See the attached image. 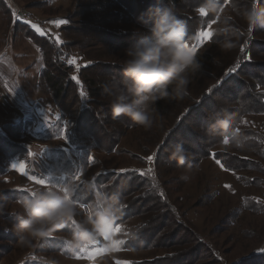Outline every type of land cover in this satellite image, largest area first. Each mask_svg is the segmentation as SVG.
<instances>
[{
    "label": "trees",
    "instance_id": "obj_1",
    "mask_svg": "<svg viewBox=\"0 0 264 264\" xmlns=\"http://www.w3.org/2000/svg\"><path fill=\"white\" fill-rule=\"evenodd\" d=\"M121 1L82 0L83 4L78 8L76 6L70 15L63 19L65 23L60 29V33L64 41L61 45H57L50 36L37 35L29 25L23 24L19 20H16L13 26L14 30L16 28V30L22 31L25 38L40 53L42 68L39 83L45 94L43 98L61 113V119L56 121L55 125H52L53 129L56 128V130L51 133L47 132L46 138L58 139L62 130L69 131L66 145L79 154L84 153L85 156L90 155V152L96 149L107 155L118 154L120 140L127 133H136L138 128H143L134 125L126 116L113 118L108 98L103 93L105 86L116 83L114 77L119 78L121 63L125 58V50L140 38L138 35H134V30L139 28L137 18L145 14L149 6L146 0H134L133 5L136 4V7L133 11ZM152 2L159 4L161 7L169 6V0H152ZM200 3L201 0H172V10L185 23L187 32L192 38L190 46L196 47L197 59L201 64V69L190 78L189 96L182 101L168 99L158 101L156 104L158 112H162L165 108L166 112H169V106H176L177 112L181 108L179 115L177 114L175 122L167 129H164L165 124L162 125L160 120L156 121L152 128L148 129V135H142L141 140L137 139L136 143L142 146L141 152L144 154L149 142L158 139L159 133H162L164 136L160 137L155 143L157 148L153 151L156 154L152 163L153 170L158 173L160 165L180 168L175 161L169 159L167 150L172 146L175 137L182 132L187 122L193 120L197 121L194 126L202 128L201 133L195 136L190 130H185L191 140L190 142L193 143V146L186 147L188 152L195 154V158L189 161L193 164V168L198 166L202 160L212 159L216 162L218 159L221 162L219 165H223L222 168L227 172L235 173L238 170L251 168L257 170V166L253 164L255 163L254 160L240 158L235 153L218 151L217 149L224 145L222 138L208 134L207 129L212 123L209 119L210 114L218 113L219 109L226 103L237 99L244 102L243 109L238 113L240 123L246 116L264 115V29L259 27L250 28L236 11L230 10L229 15L233 16L234 25L240 28L241 31L250 33V36L242 37L237 48L224 51L216 43L222 38L218 35H212L207 42L198 39L200 32L207 31L209 26L216 27L218 23L214 15L200 16L197 14L196 9ZM226 3L229 9L233 4V0H225V7ZM6 4L9 5L6 0H0V9H4L7 18L11 19V13ZM247 4L248 0H239L236 7L243 8ZM180 11H184V13L180 15ZM121 12L126 16L125 23L122 22L123 18L120 17ZM124 24L127 26L126 28L123 27ZM134 27L135 29H132ZM259 36L262 37L259 38ZM245 39L248 41L246 46L244 44ZM201 42L203 44L198 47L197 45ZM94 48L100 51H94L96 55L94 54V58H92L90 57V51ZM74 50H77L88 62L86 67L78 70L84 96H81L78 85L71 79L73 68L68 60ZM204 52H207V54H204ZM201 55H203L202 61H200ZM223 58L228 59L229 62L218 64L217 61L223 60ZM215 65L218 70L214 75L216 77H214L213 83L207 86L206 89H203L204 82L201 83V88H199V85H195L198 77L209 76L208 67H214ZM229 68H234L235 71L228 73ZM226 73L227 75H225ZM209 89L212 91L209 92ZM201 90L202 92L199 93ZM220 99L225 104H219ZM186 103L189 105L185 106ZM240 123L239 134L244 139V147L239 150H250L255 157L264 162V135L252 129H241ZM22 128L21 121L3 127L5 136H0L1 181H4L3 178L6 177L10 165L17 157L24 162L26 171L29 172L30 163L24 160L28 156L29 150L18 144L23 139ZM133 140L135 141V139ZM142 142L145 143L142 144ZM53 150L50 151V154L56 155L59 159H61V156L65 157L66 152L62 148ZM153 153L148 154V156L153 155ZM141 157L140 155L138 157L140 163L142 162ZM34 158L38 160L37 155H34ZM68 162L66 161V163ZM71 165L73 167L69 169V172H74L77 168L76 163H71ZM88 165V161H84L83 169H86ZM49 166L50 169H46L51 171V165ZM131 169L140 170L138 168H128L126 170ZM56 175H58L57 172L53 173L54 177ZM112 175L115 177L113 181L111 179ZM54 177L53 182L58 180ZM155 178L159 185L158 189L151 187V176H142L139 171H100L92 181L78 183L73 198L78 201L80 206L85 208H87V204L91 205L93 196L89 189L90 184L102 188L109 195L116 192L122 195L126 207L116 225L128 223L135 217L141 218V221L134 227L131 235L122 246L123 250L135 252L146 248H159L167 253L184 245L186 248L195 247L194 253H192V250L183 252V255L187 258L185 260L192 257L199 258L202 252H205L207 258H212V264H220V257L217 252L207 245H203L201 240L192 239L188 241L182 237L181 242L174 243L173 240L183 231L185 232L186 228L183 229L182 224L177 221L176 212L167 203V192L164 190L159 178ZM253 184L254 179L252 181L247 180L245 183V185L251 186ZM161 192L163 196L160 195ZM26 195L27 192L15 189H8L6 194V196L14 197H24ZM138 202L140 203L137 204ZM263 202L264 200L261 203H255L249 199H244L240 203L241 210L254 215H264ZM21 211L22 208L20 207ZM238 211L240 209L235 212ZM7 215L12 224H15L16 217L10 214ZM233 215L235 213L231 215L228 221L230 224H232ZM166 223H170L172 230L169 233L162 234L161 231H164ZM11 235H14V238L10 239L8 246L0 247V259L10 253L13 245H15V249L12 251L15 254H18L19 251L21 253L22 249H26L15 242L18 237L13 230L9 227L0 226V238L9 239ZM27 252L28 250L25 253ZM25 253L22 252L20 255ZM30 254L28 253V256ZM169 257L166 255L165 261L162 263L182 264L183 262V259L177 260ZM130 264L151 263L131 262ZM231 264H264V245L254 250L250 256L243 257Z\"/></svg>",
    "mask_w": 264,
    "mask_h": 264
},
{
    "label": "rangeland",
    "instance_id": "obj_2",
    "mask_svg": "<svg viewBox=\"0 0 264 264\" xmlns=\"http://www.w3.org/2000/svg\"><path fill=\"white\" fill-rule=\"evenodd\" d=\"M146 1L149 4L148 9L160 6L159 4L153 3L152 0ZM9 2H11L10 5H12V7L15 5V8H17L14 14L20 12L32 15L31 21L25 20V23H27L37 35L50 36L57 45H61L64 41L60 33V29L64 26V23L57 24L56 22L67 18L76 6V8H78L83 4L82 0H10ZM121 2L135 11L136 4L133 5L134 0H122ZM226 8L228 11L227 14H229L230 10H228L227 3ZM135 13L137 14V12ZM179 13L182 15L184 11H180ZM120 17L123 18L122 22L125 23V14H122ZM33 25H35V27H33ZM123 27L126 28L127 26L124 24ZM213 28V26H210L207 31H211ZM37 29H39V31H37ZM132 29H135V27ZM11 35L14 37L12 42L13 51L20 54L15 58L16 65L25 70L30 69L31 74L36 75L42 66L41 55L39 56V52L33 46V48H31L29 43L25 40L22 31H18L16 28L14 30L9 27V20L6 14L0 11V49ZM261 37L262 36H259V38ZM208 39L202 40V42H207ZM202 42L197 46H201L203 44ZM94 51L100 50L97 48H94V50L91 49L90 57L92 58H94ZM207 52H204V54H207ZM203 55L200 56V61H202ZM70 59L75 60V64H70L73 68L71 77L75 75L79 79L78 70L82 67H86L88 62L77 50L72 51ZM205 62L206 60L204 63ZM217 62L218 64L222 62L228 63L229 60L223 58V60H218ZM207 70L210 72V75L199 76L195 82V85H199V88L202 87L201 83L204 82L203 89H206L207 86L213 83L214 77H216L214 76L218 70L216 65L214 67H208ZM19 77L18 81L23 85L20 87V90H27L28 94H17L16 96L20 97V100L25 102V104L17 107L12 102L7 101V97L10 98L12 95L8 93L6 88L4 90V87H0V105L5 104L7 107L9 113L8 118L16 116L13 107L21 110V122L24 128H22V133L25 139L19 141L18 144L23 146L26 150H29V154L27 157L25 156L26 158H24V160L30 163V167L28 168L29 172H27L24 162L17 157L10 165L8 178H3L4 181L0 180V202L6 204L4 212L0 213V226L9 227L12 230L14 223L12 224L11 219L7 218V214L12 211L20 212V206L13 203V201L16 200V198L21 199L23 196H6L8 189L26 192L28 187L42 186L36 183V180L39 179H44L46 183L57 185L65 183H74L77 185L78 183H88L92 181L95 175L100 171L124 172L121 170H126L128 168L147 170L149 167L153 169L152 164L150 165L147 161V157H149L148 154H152L153 151L156 150L157 147L155 143L164 135L159 133L158 139L149 142L147 146L148 150L146 149V152L143 154V152H141L142 146L137 144L136 140H141L140 138L142 135H148V129L138 128L136 133H127L124 138L120 140L118 146L119 153L112 155L103 154L96 149L91 151L90 155L85 156L84 153L79 154L71 150L61 138L47 139V132L51 133L56 130V128L53 129L52 125L56 124V121H58L56 117H61V113L54 109L45 99L44 102L46 104L38 100V97L45 96L38 78L32 79L27 76L23 79L21 75ZM16 78L15 76L11 83L15 82ZM7 79L10 80L11 78L8 77ZM77 85L80 92L82 90L84 91L81 82ZM201 92L202 90L199 93ZM30 100H35L36 103L39 102V105H41V112L36 115L37 117L34 116L35 119L33 118V120H31V115L28 114L30 111L28 107ZM218 103L225 104L221 99ZM186 105L189 104L186 103L185 106ZM168 109L169 112H166V108L162 112H158L159 115H157L158 117L155 120V122L160 120L162 125L165 124L164 129L170 128L173 125L177 114L179 115L181 110L180 108L177 112L176 106H169ZM25 113H27V115H25ZM48 118L51 119L52 123L49 127L45 122ZM9 120L10 119H8V121ZM29 121H33V124L35 122L34 133L28 132L33 126ZM37 121L40 122V124H37ZM195 123H197V121L190 120L187 122L182 132L175 137L172 146L175 144H182L185 149L188 146H193L185 130H190L194 136L201 133L202 128L194 126ZM240 128L252 129L264 135V115L244 117L240 123ZM35 135L41 138L40 142L37 140L34 141ZM133 139H135V141ZM144 143L145 142H142V144ZM58 148H62L66 152L65 157L61 156V159H59L56 155L50 154V151H54L53 149ZM44 149H47L46 152L43 151ZM217 150L232 154L235 153L240 158L254 160L255 163L253 164L257 166V170L251 168L238 170L235 173L227 172L212 159H206L202 160L198 166L194 167L193 172L190 174V179L187 181L181 178L184 174L183 170L181 168H175L174 166L167 167V165H160L158 167L159 172L157 173L154 170L153 172L155 177L159 178L164 190L167 192V203L173 207L176 212L177 221L182 224L183 229L186 228L185 232L183 231L182 234H179V236L173 240L174 243L181 242L182 237L188 241L192 239L201 240L203 245H207L217 252L220 257V264H231L243 257L250 256L254 250L264 245V215H254L243 212L240 206V203L244 199H249L255 203H261V201L264 200V162L255 157L250 150L241 151L228 145H223ZM34 155H37L38 160L34 158ZM139 155L142 156L140 158L142 160L141 163L138 161ZM89 157H91V160H89ZM66 161L69 162L66 163ZM84 161H88L89 164L86 169H83ZM71 163H76L77 168L74 172H69V169L73 167ZM21 164L24 165L22 169L20 168ZM49 165H51V171L46 169H50ZM55 172H57L58 175L54 177L53 173L55 174ZM75 173L76 175L72 177ZM30 176L33 177V179H29ZM146 176L150 177L151 175L146 174ZM53 177L58 180L53 182ZM77 177L78 179H76ZM111 179L112 181L115 179L114 175H112ZM253 179L254 184L252 186L245 185L247 180L252 181ZM139 203L140 202L137 204ZM90 206L89 204L86 205L88 209ZM81 208L84 212L87 211V208L84 206H81ZM239 209L240 211L236 213L235 211ZM234 213L235 215H233L234 217L231 219L232 224H230L228 221ZM80 218H83V212L78 216V219ZM140 221L141 218L135 217L128 223L116 225L119 231L113 233L111 241L104 242V244L101 245V247L105 249L103 254L96 252L95 244L88 247L86 253L70 251L64 242V237H66L71 230L69 226L61 232L54 233L50 237H45L35 242V247L33 248L22 249L21 253H25L28 250V252L23 255H20V251L18 254H15V252L12 251L15 249V245H13L10 253L7 256L4 255L3 258L0 259V264H45L46 261H50L52 264H130L131 262L163 264L162 262L165 261L164 258L166 255L170 256L169 258L177 260L183 259L182 264H212V258H207L208 256H206L205 252H202L199 258L195 259V257H192L191 259L185 260L187 258L183 255V252L185 250H192V253H194L195 247L186 248L184 245L182 247L177 245L179 249L168 251L167 253L159 248H146L145 250L135 252L123 250L122 246L116 244V241H126L134 230V227H136ZM171 230L170 223H166L164 231L161 232L164 234L169 233ZM1 238L0 247L8 246L10 239H13L14 235L9 236V239ZM15 242L18 243V239L15 240ZM117 247L120 248L119 251H117ZM28 253L31 254L28 256ZM90 255L93 256L92 259H88Z\"/></svg>",
    "mask_w": 264,
    "mask_h": 264
},
{
    "label": "clouds",
    "instance_id": "obj_3",
    "mask_svg": "<svg viewBox=\"0 0 264 264\" xmlns=\"http://www.w3.org/2000/svg\"><path fill=\"white\" fill-rule=\"evenodd\" d=\"M238 2L233 0L228 10L236 11L250 28L264 29V0H248L243 8L236 7ZM196 12L200 16H215L218 23L211 32L222 37L216 43L224 51L237 48L242 37L250 36L234 25L233 16L227 14L225 0H201ZM137 23L139 28L134 30V35L140 38L125 50L119 78L114 77L116 83L105 86L103 93L108 98L113 118L126 116L134 125L151 129L159 115L157 102L165 99L182 101L188 97L190 78L201 69V64L190 46L192 38L185 23L172 10V0L167 7L149 8L137 18ZM247 43L245 39V46ZM243 107L244 102L237 99L226 103L218 113L210 114L212 123L207 133L221 137L224 145L243 149L238 118ZM167 151L169 159L183 170L181 178L189 180L194 170L189 161L195 154L188 152L182 144H175ZM40 185L28 187L27 195L15 202L22 212L9 213L16 217L12 230L18 236V244L24 248H33L35 242L70 226L69 234L64 237L65 245L70 251L82 252L112 231L126 207L120 193L109 195L90 184L93 202L84 212L73 198L74 183L44 182ZM5 207L6 204L0 202V213ZM82 212L83 218L78 219Z\"/></svg>",
    "mask_w": 264,
    "mask_h": 264
},
{
    "label": "crops",
    "instance_id": "obj_4",
    "mask_svg": "<svg viewBox=\"0 0 264 264\" xmlns=\"http://www.w3.org/2000/svg\"><path fill=\"white\" fill-rule=\"evenodd\" d=\"M7 3L9 5L6 4V7L10 11V13H11V19H8L9 20V27L11 29L12 28L14 29L13 26H14V23H15L16 20H19V22H22L23 24H27V23H25V19H23V18H15L14 17L15 16L14 11L17 8H15L16 7L15 5H14V7H12V5H10L11 2L8 1ZM3 10L0 9V11L3 14H5V12ZM23 14H25V13H23ZM31 17H32V15H31ZM11 34H12V32H11ZM13 38L14 37H12V35H11V37L6 40V42L4 43V45L2 46V48L0 49V87H2V88L4 87L3 88L4 90L6 88V90L8 91V93L10 95H12L10 98L7 97V101L12 102L17 107H19V105H24L25 102L21 101L20 100V97H17L16 95L17 94H23V95L28 94V91L27 90H25V91L20 90V87H22L23 85L21 83H19V81H18V78H20L19 76L21 75V77L23 79H25L27 76L29 78H32V79H34V78H38L39 79V75H40L41 69L35 75V74H31L30 69H26L25 70L22 67L16 65L15 58L18 55H20V54H18V53H16V52L13 51V47H12V42L14 40ZM25 40L29 43V45L31 46V48L34 47L32 45V43L29 42L26 38H25ZM38 54L40 56V53H38ZM5 67H7V68H5ZM41 68H42V66H41ZM14 75L17 78H16L15 82L11 83L12 79L15 77ZM8 77H10L11 79L8 80L7 79ZM38 100L39 101H42L43 103H45L43 97H38ZM39 104L40 103L39 102L36 103L35 100H32V101L30 100V103L28 104V107L30 108V111H29L28 114L31 115L30 116L31 117V120H33V118L35 119V117H37L36 115H38L41 112V105H39ZM0 106H1V109H0V136L4 137L5 136V133L3 131V127H5L6 125H9V124H12V123L15 124V123L21 121L22 120V118H21V110L15 109L12 106L13 109L15 110L16 116L11 117V118L10 117L8 118L9 113H8L7 107L5 106V104H1ZM8 119H10V120L8 121ZM46 120L47 121H45V122H46V124L49 127L50 124H51V119L48 118ZM29 123L31 125H33V126H32V128L28 132L34 133V130H35V128H34L35 122L33 124V121H29ZM37 124H40V122L37 121ZM34 137H35L34 141L37 140V141L40 142L41 139L39 138V136H36L35 135ZM23 139H25V138L23 137ZM8 173H9V170H8ZM8 173H7V175H6L5 178H8Z\"/></svg>",
    "mask_w": 264,
    "mask_h": 264
},
{
    "label": "snow or ice",
    "instance_id": "obj_5",
    "mask_svg": "<svg viewBox=\"0 0 264 264\" xmlns=\"http://www.w3.org/2000/svg\"><path fill=\"white\" fill-rule=\"evenodd\" d=\"M56 23H57V24H63V23H65V21L60 20V21H57ZM33 27H35V25H33ZM209 27H210V26H209ZM37 31H39V29H37ZM212 35H213V34H212L211 31H202V32L199 33L198 39H200V40H207V39H208L209 37H211ZM192 48H193L194 51H196V47H195V46H193ZM242 50H243V48H242ZM68 63H69V64H75V60H74V59H69V60H68ZM233 71H235L234 68H229V69H228V73H231V72H233ZM225 75H227V73H226ZM71 79H72L73 81H75L77 84L80 83L79 79H78L77 76H75V75L72 76ZM211 91H212V90L209 89V92H211ZM81 96H84V92H83V90L81 91ZM56 119H57V120H60L61 117L57 116ZM68 134H69V131L62 130L61 133H60V136H59L58 138L63 139L64 142H65V144H67V143H68ZM46 150H47V149H44L43 151L46 152ZM155 157H156V154H155V153H153V155L147 157V161L149 162L150 165L153 163ZM89 160H91V157H89ZM216 163H217V164H220L221 162H220V160L217 159V160H216ZM14 167H15V166H14ZM23 167H24V165L21 164V165H20V168L22 169ZM221 167H224V166L221 165ZM121 171H133V172H135V171H139L140 174H141L142 176H143V175H146V174L151 175V176H152V184H151V187H152V188H156V189L159 188V185H158V183H157V181H156V178H155V175H154L153 169H152L151 167H149L147 170H135V169H131V170H121ZM29 179H33V177L30 176ZM76 179H78V177H77ZM44 182H45L44 179L36 180V183H38V184H42V183H44ZM160 195L163 196V193L161 192ZM116 231H119V229L116 227V225H114L112 231L106 233L102 240L97 241V242L95 243V245H96V252H99V253L103 254V252H104L105 249H104V247H101V245L104 244V242L111 241L112 238H113V233L116 232ZM125 235H126V233H125ZM116 244H117L118 246H123V245L125 244V241H124V240H117V241H116ZM119 250H120V248L117 247V251H119ZM86 251H87V248H86L85 250H83L81 253H86ZM92 258H93V256H91V255L88 256V259H92Z\"/></svg>",
    "mask_w": 264,
    "mask_h": 264
},
{
    "label": "built area",
    "instance_id": "obj_6",
    "mask_svg": "<svg viewBox=\"0 0 264 264\" xmlns=\"http://www.w3.org/2000/svg\"><path fill=\"white\" fill-rule=\"evenodd\" d=\"M7 2L10 1V0H6ZM15 18H23L25 19L26 21H31V15L29 14H23V13H20V12H16L15 13ZM0 97H1V93H0ZM25 115H27V113H25Z\"/></svg>",
    "mask_w": 264,
    "mask_h": 264
}]
</instances>
